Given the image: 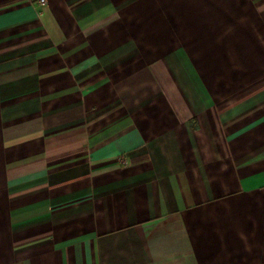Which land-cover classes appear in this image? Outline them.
Segmentation results:
<instances>
[{
    "label": "crops",
    "instance_id": "obj_1",
    "mask_svg": "<svg viewBox=\"0 0 264 264\" xmlns=\"http://www.w3.org/2000/svg\"><path fill=\"white\" fill-rule=\"evenodd\" d=\"M0 0V264H264V0Z\"/></svg>",
    "mask_w": 264,
    "mask_h": 264
},
{
    "label": "built area",
    "instance_id": "obj_2",
    "mask_svg": "<svg viewBox=\"0 0 264 264\" xmlns=\"http://www.w3.org/2000/svg\"><path fill=\"white\" fill-rule=\"evenodd\" d=\"M44 2H45V0H40L39 3H40V4H44Z\"/></svg>",
    "mask_w": 264,
    "mask_h": 264
}]
</instances>
